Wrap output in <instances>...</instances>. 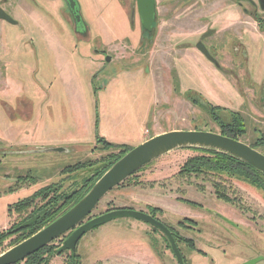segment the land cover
I'll use <instances>...</instances> for the list:
<instances>
[{"label": "rangeland", "instance_id": "rangeland-1", "mask_svg": "<svg viewBox=\"0 0 264 264\" xmlns=\"http://www.w3.org/2000/svg\"><path fill=\"white\" fill-rule=\"evenodd\" d=\"M78 1L85 34L74 31L61 0H0L17 21L0 19V230L25 215L15 205L38 189L57 183L69 192L79 185L88 171L69 165L113 158L143 135L219 133L235 116L244 123L239 140L255 146L264 137V25L258 28L249 13L224 0L158 6L156 26L146 34L135 0ZM192 1L198 2L193 11ZM198 41L215 62L196 48ZM255 148L264 153V142ZM197 154L181 148L151 160L91 215L155 207L156 217L191 243L178 244L187 264H239L257 256L263 264L262 192L235 179L180 174ZM64 237L49 244L57 247ZM13 242L5 240L0 252ZM75 251L78 264H105L103 256L123 252L147 264H178L164 235L133 217L88 230ZM68 254H54L48 264H66Z\"/></svg>", "mask_w": 264, "mask_h": 264}, {"label": "water", "instance_id": "water-1", "mask_svg": "<svg viewBox=\"0 0 264 264\" xmlns=\"http://www.w3.org/2000/svg\"><path fill=\"white\" fill-rule=\"evenodd\" d=\"M259 1L261 7L264 8V0ZM68 2L70 7L73 8L75 1L68 0ZM136 7L141 26L147 30H151L154 21L155 0H136ZM0 19H5L13 24L17 23L2 7H0ZM197 47L206 57L214 61L202 43H197ZM109 58V55L105 56L106 61ZM187 147H203L228 153L249 163L264 174V153L239 139L211 130L172 129L161 132L130 148L110 164L84 195L53 221L22 241L2 251L0 253V264H15L45 247L53 239L68 232L69 234L57 248V252L66 249L73 251L80 237L88 230L119 217L137 218L158 228L166 235L177 263L186 264L169 227L148 212L121 207L112 208L93 216L91 213L96 208L98 202L111 189L118 186L143 165L168 151ZM52 149L58 152L66 150L62 146ZM261 259L262 257L257 256L239 264H255Z\"/></svg>", "mask_w": 264, "mask_h": 264}, {"label": "trees", "instance_id": "trees-1", "mask_svg": "<svg viewBox=\"0 0 264 264\" xmlns=\"http://www.w3.org/2000/svg\"><path fill=\"white\" fill-rule=\"evenodd\" d=\"M243 125V121L235 118V116H231V120L228 122H223L219 133L239 139L240 134L243 131ZM259 140L260 141L254 143L255 146H257L259 142H264V138L263 140L259 138ZM251 146L255 148V146ZM187 148L197 150L200 152V154L188 157L180 167V174H207L215 178H219L220 180H239L261 191L264 197V174L249 163L228 153L209 148ZM124 152L122 151V153H118L113 158H101L96 161L94 160L93 162L89 161L87 163L81 162L69 165V171H76L79 168L88 171V174L85 175L82 182L69 192L58 191L59 186L56 185L57 183H53L38 189L33 193L32 196L22 199L21 202L18 201L19 203L15 205V211L17 213H25V215L18 221L12 223L8 228L0 230V247L7 239H13V244L20 242L65 212L84 195V193L110 166V164L122 156ZM125 180L123 182H125ZM218 185V183H214L215 190L218 192V196L224 200H229V198L224 195V193L219 191ZM37 198L41 200L38 206L33 205L35 204V201L33 200ZM29 208L31 209L28 210ZM149 208V212L156 215L158 208ZM180 240H185L188 242V239L183 237H178L177 242ZM54 254H58L56 247L48 244L38 251L28 255L24 259V263L48 264L50 257ZM68 255L70 261L67 264H78V262L75 260L76 251H72ZM18 263L19 262L15 264Z\"/></svg>", "mask_w": 264, "mask_h": 264}, {"label": "flooded vegetation", "instance_id": "flooded-vegetation-1", "mask_svg": "<svg viewBox=\"0 0 264 264\" xmlns=\"http://www.w3.org/2000/svg\"><path fill=\"white\" fill-rule=\"evenodd\" d=\"M62 2H64L65 3V6L67 7V11H68V14H69V16L71 17V19L74 21V23H75V26H74V31L76 32V33H80V34H85L86 33V29H85V25H84V18H83V16H82V12H81V7H80V4H79V1L78 0H74L75 1V5H74V7L73 8H71L70 7V5H69V2H68V0H61ZM184 1H188V0H172V1H170V0H155V12H154V21H153V23H152V28H151V30H147V29H145V28H143L142 26H141V21H140V18H139V21H140V30L141 31H143V32H145L146 34H151V32H153V30H154V28H155V26H156V15H157V11H158V6H161V8L162 9H167V8H170L171 6H175L174 8H176L177 6H181V5H183L185 2ZM198 2H191V8H192V11H193V9L194 8H196V7H198V6H195V4H197ZM222 3L224 4V5H232V6H238L239 7V9L242 11V12H244V13H249L250 14V16L251 17H253V19H254V22L256 23V25H257V27L259 28L260 27V25H264V16L263 15H261L260 13H259V11L261 12V13H264V8H262L261 7V3H260V1L259 0H224V1H222ZM135 4H136V0H135ZM158 4V5H157ZM1 7V6H0ZM136 11H137V7H136ZM135 11V12H136ZM7 12V11H6ZM8 13V12H7ZM137 13V12H136ZM9 14V13H8ZM10 15V14H9ZM137 15H138V13H137ZM138 17H139V15H138ZM2 20H5V19H2ZM6 21V20H5ZM80 25L82 26V27H80ZM245 36H247V35H245ZM241 42H243V41H241ZM197 43H202L203 45H204V47L207 49V47H206V45L203 43V42H201V41H198V42H196V48L201 52V50L197 47ZM242 44H244V43H241V45ZM234 46V45H233ZM207 51H208V53L210 54V56L214 59V57L211 55V53L209 52V50L207 49ZM235 53H238V52H236L237 50H233ZM202 53V52H201ZM203 54V53H202ZM204 55V54H203ZM106 56V55H105ZM105 56H104V58H105ZM205 56V55H204ZM206 57V56H205ZM208 60H211V59H209L208 57H206ZM206 59V60H207ZM207 60V61H208ZM212 62H215V59H214V61L213 60H211ZM209 62V61H208ZM210 63V62H209ZM263 138L264 137H262V136H260V139L261 140H263ZM146 212H148L149 214H151V215H153L154 217H156V215H154V214H152V213H150L149 211H146ZM157 218V217H156ZM149 224V223H148ZM165 224V223H164ZM151 225V224H150ZM168 226V225H167ZM169 227V226H168ZM151 228L153 229V230H159L158 228H156V227H154V226H152L151 225ZM169 229L171 230V232H172V234H173V237H174V239H175V241H176V243H177V245L179 244V242H177V239H178V237H180V235L178 234V233H176L171 227H169ZM160 231V230H159ZM161 232V231H160ZM162 233V232H161ZM69 234V232L68 233H66L65 234V237L67 236ZM163 234V233H162ZM164 235V239L167 241V245L169 244V241H168V239H167V237H166V235L165 234H163ZM64 237V238H65ZM63 238V239H64ZM63 239H62V242H63ZM62 242H61V244H62ZM60 244V245H61ZM60 245H58L57 247H56V249L60 246ZM168 247L170 248V245H168ZM76 248V247H75ZM63 251H69V253H71L72 251L70 250V249H66V250H63ZM73 251H75V249L73 250ZM62 252V251H61ZM1 253V252H0ZM58 253H60V252H58ZM68 257H69V255H68ZM184 258V257H183ZM70 259V258H69ZM184 261H185V259H184ZM259 261H263V258L261 259V260H259ZM258 261V262H259ZM69 262V261H68ZM67 262V263H68ZM258 262H256V263H258ZM66 263V264H67ZM185 263H186V261H185ZM241 263V262H240ZM255 263V264H256ZM187 264V263H186ZM263 264H264V262H263Z\"/></svg>", "mask_w": 264, "mask_h": 264}, {"label": "crops", "instance_id": "crops-1", "mask_svg": "<svg viewBox=\"0 0 264 264\" xmlns=\"http://www.w3.org/2000/svg\"><path fill=\"white\" fill-rule=\"evenodd\" d=\"M156 134H158V133H155L154 135H156ZM144 136L145 135H143L141 142L149 138V137L147 138ZM174 150H180V149H174ZM168 152H170V151H168ZM168 152H166V153H168ZM103 257H105L103 260H106V262L111 261L112 263H115V264H129L130 262H132V264H134L133 262L139 263V264L140 263L141 264H147L145 258L137 261V260H135L136 258L134 257V255L130 254V252H123L121 254H114V255L103 256ZM97 260H99V259H97ZM106 262H105V264H107ZM100 264H103V263H100Z\"/></svg>", "mask_w": 264, "mask_h": 264}]
</instances>
